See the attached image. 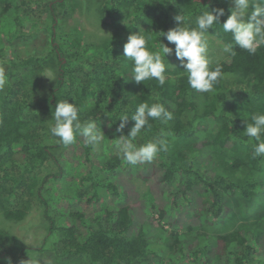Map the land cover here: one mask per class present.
I'll return each mask as SVG.
<instances>
[{"label":"trees","instance_id":"16d2710c","mask_svg":"<svg viewBox=\"0 0 264 264\" xmlns=\"http://www.w3.org/2000/svg\"><path fill=\"white\" fill-rule=\"evenodd\" d=\"M75 1L0 0V67L7 77L0 91V213L21 222L36 208L46 224L35 248L0 230V264L4 257L27 261V251H50L48 245L62 264H264V206L251 223L260 232L248 223L260 191L264 203V155L253 158L256 141L244 134L251 115L264 113V45L255 54L234 47L235 56L210 63L222 68L211 93L190 88L174 51L166 57L163 86L154 79L138 84L122 53L124 39L143 29L149 49L163 42L174 50L155 32L175 28L181 12L195 26L208 6L225 15L207 36L222 46L234 43L222 28L230 4L84 0L115 29L89 44L78 28L59 33ZM40 34L49 40L20 55L21 44ZM49 66L56 72L46 94ZM65 99L80 109L81 121L100 126L104 139L95 148L81 137L65 146L50 134L52 114ZM143 102L164 104L173 119L150 121L133 142L162 140L167 148L151 163L126 165L116 141L129 133ZM121 115L129 119L118 133ZM135 179L146 185L145 194Z\"/></svg>","mask_w":264,"mask_h":264},{"label":"clouds","instance_id":"9594fccd","mask_svg":"<svg viewBox=\"0 0 264 264\" xmlns=\"http://www.w3.org/2000/svg\"><path fill=\"white\" fill-rule=\"evenodd\" d=\"M230 4L227 19L222 24L225 33H231L232 42L222 46V51L230 56H235L234 47L255 54L258 47L264 45V0H221ZM249 9H251L249 11ZM225 15L222 7L201 10L195 18V26L187 22L188 17L183 12L177 14L174 19L177 26L167 32L160 31L158 37H165L167 42L174 44L175 48L168 44L158 42V48L151 50L148 47V40L142 30L139 33L130 34L124 44L123 53L132 62V80L136 83H143L149 80H156L163 86L166 82L167 56L174 55L183 67L187 76V82L191 89L200 93H211L216 84L222 78V68L217 64L210 67V60L207 56L209 42L207 33L214 25L219 23L220 18ZM168 62V60H167ZM7 83V77L3 67H0V91ZM234 90V89H233ZM80 109L74 102L60 100L52 119L54 123L50 126V134L59 138L65 146H70L77 141L78 137L83 138L85 143L95 148L104 139V133L95 119L81 121L79 118ZM128 115H121L119 127L116 129L121 133L128 122ZM173 119V113L168 111L162 103L147 102L140 103L135 113L131 116L134 125L127 135H121L116 141L122 162L126 165H138L153 162L161 150H166L167 145L162 140L148 141L137 145L133 141L141 134L142 130L151 128L150 121L167 122ZM244 134L255 140L253 144V158L264 155V113L251 115V122L246 121ZM36 264L34 260L21 261L20 264ZM3 264H12L9 257L3 258Z\"/></svg>","mask_w":264,"mask_h":264},{"label":"rangeland","instance_id":"374dc122","mask_svg":"<svg viewBox=\"0 0 264 264\" xmlns=\"http://www.w3.org/2000/svg\"><path fill=\"white\" fill-rule=\"evenodd\" d=\"M75 2H77L78 5L73 10V12H71L67 22H65L64 25L61 26L59 33L61 30L70 31L78 28L84 35L83 40L89 44H98L100 43V41L107 40L111 36H113V34L115 33V29L113 27H107L103 25L100 17L97 16V14H93L91 12L92 9H88L90 7L87 6L84 0H76ZM82 3L83 6H81ZM48 37L49 36H46V34H40L39 37L35 38L32 42L29 43V46L28 43L21 44L19 48V51H21L20 55L25 56L29 54V50L31 49H40L41 44L49 40ZM207 39L209 42L207 56L211 64H213L215 61L224 60L226 58V53L222 51V45L215 39L212 40L208 36ZM124 40L126 43L127 40ZM52 67L53 66H49L46 69V72L44 74V81L42 83L43 90L46 94H48L51 89V82L56 72V69ZM237 176H241V173H237ZM262 181L264 182V177ZM134 184L141 195L146 193V185L141 180L135 179ZM261 197L262 196L260 191V194L257 198L254 199V202L259 204L260 201H263V198ZM257 204L253 206L251 212H248V223L250 224L256 221L255 218L258 212L260 211V209L262 210V207L264 206V203H260L259 205ZM245 214L247 215V213ZM0 230L6 231L9 235L16 236L19 242H21L24 246L35 248L40 247L43 244V238L46 235V224L42 218L41 212L38 209L33 208L27 215V217L21 222L7 221L0 213ZM250 230L255 234H258L260 232L259 228L256 227V225L253 226L252 224ZM47 248H50L51 250L48 251L46 250ZM46 249V251L43 252H38L35 250L27 251V256L29 259L36 261V264H62L57 261V252L52 250L51 245H48Z\"/></svg>","mask_w":264,"mask_h":264}]
</instances>
